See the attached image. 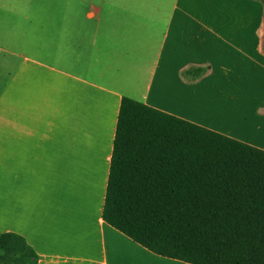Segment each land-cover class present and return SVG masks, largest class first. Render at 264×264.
I'll return each instance as SVG.
<instances>
[{
	"label": "crops",
	"instance_id": "1",
	"mask_svg": "<svg viewBox=\"0 0 264 264\" xmlns=\"http://www.w3.org/2000/svg\"><path fill=\"white\" fill-rule=\"evenodd\" d=\"M23 1L0 31V234L33 264H189L103 219L121 101L264 150V0Z\"/></svg>",
	"mask_w": 264,
	"mask_h": 264
},
{
	"label": "trees",
	"instance_id": "2",
	"mask_svg": "<svg viewBox=\"0 0 264 264\" xmlns=\"http://www.w3.org/2000/svg\"><path fill=\"white\" fill-rule=\"evenodd\" d=\"M103 219L162 257L264 264V150L124 97ZM37 257L0 234V264Z\"/></svg>",
	"mask_w": 264,
	"mask_h": 264
},
{
	"label": "rangeland",
	"instance_id": "3",
	"mask_svg": "<svg viewBox=\"0 0 264 264\" xmlns=\"http://www.w3.org/2000/svg\"><path fill=\"white\" fill-rule=\"evenodd\" d=\"M3 1L7 2L5 8H2ZM24 5L23 0H0V31H5L10 26L19 25L20 20L17 15L23 11ZM3 75L4 73L2 72L0 75V92L3 86Z\"/></svg>",
	"mask_w": 264,
	"mask_h": 264
}]
</instances>
